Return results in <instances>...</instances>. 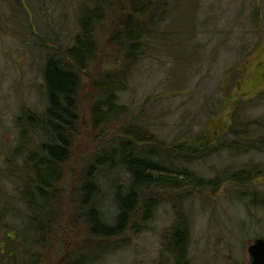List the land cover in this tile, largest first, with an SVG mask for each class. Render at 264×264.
Segmentation results:
<instances>
[{
  "label": "trees",
  "instance_id": "1",
  "mask_svg": "<svg viewBox=\"0 0 264 264\" xmlns=\"http://www.w3.org/2000/svg\"><path fill=\"white\" fill-rule=\"evenodd\" d=\"M174 1L89 0L81 7L73 45L53 51L52 58L48 51L42 68L45 108L41 114L27 111L18 116L17 143L8 167L2 169V178L14 170L21 186L14 197L0 188V264H39L38 246L53 227L55 232L64 227L63 217L56 221L64 214L72 217L68 223L72 239L65 252L62 236L54 240L55 264H96L123 247L119 241L126 235L150 231L149 223L164 203L173 220L162 233L160 254L170 264H194L189 258L191 219L182 209L184 191H225L233 202L261 210L264 195L255 190L264 191L255 187L264 178V163L223 170L209 179L191 166L216 153H264V112L248 119L247 107L238 99L232 103L228 125L167 144L136 120L142 116L135 118L118 102L148 44L157 40V25L169 15ZM98 32L107 33L109 51L103 50ZM97 61L104 69L89 76L87 71ZM83 87L92 94L88 126L94 147L76 168H69L72 181L66 191L60 181L82 131ZM108 200L116 212L111 223L103 213ZM17 202L24 208L21 213ZM78 229L81 236L74 234Z\"/></svg>",
  "mask_w": 264,
  "mask_h": 264
},
{
  "label": "rangeland",
  "instance_id": "2",
  "mask_svg": "<svg viewBox=\"0 0 264 264\" xmlns=\"http://www.w3.org/2000/svg\"><path fill=\"white\" fill-rule=\"evenodd\" d=\"M88 1L0 0V188L6 196L14 197L21 186L14 170L2 178V169L8 167L6 161L17 143V118L27 111L41 114L45 108L42 68L48 51L52 58L53 51L73 45L81 7ZM169 8V15L157 25V40L148 44L118 102L135 118L142 116L136 120L146 123L167 144L228 125L232 103L238 99L244 101L248 119L260 116L264 112V0H175ZM98 38L103 50L109 51L107 33L98 32ZM104 67L97 61L87 73L99 74ZM86 81L83 77L84 84ZM91 95L88 87L82 88V131L60 181V188L66 191L72 181L69 168H76L78 160L94 147L88 126ZM257 163H264V153L231 156L222 152L191 167L209 179L223 170ZM256 183L255 188L264 191V178ZM182 196L183 212L191 219V262L250 264L249 244L264 239V203L261 210L248 209L233 202L225 191L213 194L187 189ZM105 202L103 213L111 223L116 212L110 200ZM16 206L18 213L24 210L22 204ZM62 217L64 227L57 232L53 227L38 246L39 264H55L53 243L57 237L62 236V251L69 249L72 217L64 214L56 221L60 223ZM172 220L171 208L161 204L149 223L150 231L126 235L119 241L123 247L96 264H170L159 250L162 233ZM8 224L12 225L13 219ZM74 234L81 236V229Z\"/></svg>",
  "mask_w": 264,
  "mask_h": 264
},
{
  "label": "water",
  "instance_id": "3",
  "mask_svg": "<svg viewBox=\"0 0 264 264\" xmlns=\"http://www.w3.org/2000/svg\"><path fill=\"white\" fill-rule=\"evenodd\" d=\"M250 264H264V239L254 240L247 248Z\"/></svg>",
  "mask_w": 264,
  "mask_h": 264
}]
</instances>
